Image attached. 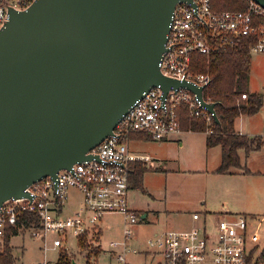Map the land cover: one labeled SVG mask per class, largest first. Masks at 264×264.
<instances>
[{
    "label": "water",
    "instance_id": "1",
    "mask_svg": "<svg viewBox=\"0 0 264 264\" xmlns=\"http://www.w3.org/2000/svg\"><path fill=\"white\" fill-rule=\"evenodd\" d=\"M178 1L34 0L9 9L0 29V204L92 158L151 86L191 90L218 122L202 86L158 66Z\"/></svg>",
    "mask_w": 264,
    "mask_h": 264
},
{
    "label": "built area",
    "instance_id": "2",
    "mask_svg": "<svg viewBox=\"0 0 264 264\" xmlns=\"http://www.w3.org/2000/svg\"><path fill=\"white\" fill-rule=\"evenodd\" d=\"M33 1L0 0V29L10 8L23 10ZM242 37L252 40L250 53L264 52V7L256 1L246 0L240 9L221 10L213 9L211 0L178 1L158 61L160 72L202 86L203 92L210 74L193 69L194 54L209 56L220 48L236 44ZM241 97L245 98L246 94L242 93ZM182 105L190 115L203 118L207 124L213 119L191 90L170 87L163 94L159 84L151 86L135 99L112 132L89 151L92 158L58 170L55 178L47 175L31 183L28 197L8 198L0 204V239L6 226L15 225L23 213L31 212L39 224L28 228L38 229L43 238L49 232L55 233L54 247L62 244L67 233L79 240L86 235L91 244L98 246L100 229L96 223L105 213H120L122 240L109 242L105 264H129L126 255L140 251L158 254L156 264H247V243L257 238L258 231L248 229L247 215L243 213L216 216L212 225L206 227L202 215L194 211L191 217L200 219L199 224L154 232L146 238L144 250L132 244L133 226L142 218L128 204L129 163L149 157L129 153L127 143L134 133L161 140L181 131L178 111ZM70 188L78 190L81 202L72 214L64 216L61 211ZM84 258L79 264H98L93 256Z\"/></svg>",
    "mask_w": 264,
    "mask_h": 264
},
{
    "label": "rangeland",
    "instance_id": "3",
    "mask_svg": "<svg viewBox=\"0 0 264 264\" xmlns=\"http://www.w3.org/2000/svg\"><path fill=\"white\" fill-rule=\"evenodd\" d=\"M245 87L249 91H256L262 100L264 99V52L250 53V68ZM179 137L181 140H178ZM140 145L148 147L149 154L162 156L159 158L166 161L164 165L166 175L157 172L155 167H149L146 164L147 169L142 178L143 187L133 186L135 191L130 193L133 204L131 206L138 215L141 209L148 214L146 219L142 218L133 226V246L138 247L139 250L147 249L145 240L155 230L187 228L199 224L201 220H205L206 227L211 226L219 206L214 180L211 174L195 172L192 171L194 170L192 168L198 164L206 168L212 164H218V148L216 150L207 149L204 146V136L201 132L180 131L171 134L165 140L143 139ZM77 191L75 188L68 191L69 196L65 205L64 216L70 215L71 213L67 211L76 206L80 195ZM263 202L264 196L261 198V203L260 200H256V203L260 205V209L257 206L258 213H264ZM193 211L202 215L201 220L191 218ZM262 215H254V219L249 220L250 229L255 226ZM259 224V236L255 242L256 245L250 240L247 243L250 252L253 254L252 261L257 255L264 252V219H261ZM96 225L100 229L97 243L102 249L108 250L110 248L109 242L112 240H122L123 217L120 213H105ZM28 229L21 228L10 239L13 254L18 264L20 262L21 264H56L61 250H65L67 257L71 261L75 260L77 264L85 260L84 256H93L98 259L101 254L100 251L98 253L89 252L95 245L87 240L86 235L80 236L79 240V237L67 233L62 244L54 247L52 239L55 233L49 232L43 238L38 229L33 231ZM80 241H84L83 243L88 245L87 248L80 245ZM2 242L0 239V249L3 246ZM90 253L91 255H89ZM158 257V254L152 251H140L126 255L129 264H156ZM107 259V253L104 251L98 264H105Z\"/></svg>",
    "mask_w": 264,
    "mask_h": 264
},
{
    "label": "trees",
    "instance_id": "4",
    "mask_svg": "<svg viewBox=\"0 0 264 264\" xmlns=\"http://www.w3.org/2000/svg\"><path fill=\"white\" fill-rule=\"evenodd\" d=\"M245 3L246 0H211V6L216 10L240 9L244 7ZM251 42L249 37H242L236 44L220 48L209 56L194 54L193 69L210 74V81L204 88L202 96L207 101L215 102L214 109L218 122L212 119L206 125L203 118L190 115L184 105L178 111L181 130L207 131L205 146H220V163L213 170L217 173L227 172L230 167H241L238 149L243 148L245 152H249L264 145V140L259 136H248L234 129V119L237 116L252 114L262 105L261 96L256 91H249L245 87L250 68L249 47ZM242 93L246 94L245 98L241 97ZM140 137L149 139L144 134H141ZM144 170L143 165L134 163L133 160L130 161L128 181L131 186L142 188L141 179ZM38 224L35 214L25 212L17 219L15 225L5 227L2 238L3 246L0 249V264H18L13 254L10 238L17 234L21 228H28L31 225L38 226ZM83 242L80 241V245L87 248L88 245ZM99 251L100 249L96 245L89 250V252L97 253ZM249 252L247 264H264V252L257 255L254 261H252L253 254ZM56 264H72L65 250L59 252Z\"/></svg>",
    "mask_w": 264,
    "mask_h": 264
},
{
    "label": "crops",
    "instance_id": "5",
    "mask_svg": "<svg viewBox=\"0 0 264 264\" xmlns=\"http://www.w3.org/2000/svg\"><path fill=\"white\" fill-rule=\"evenodd\" d=\"M234 129L237 132L246 134L248 136L257 135L261 139L264 140V99L262 100L261 107L256 112L252 114H241L237 116L234 119ZM180 132H194V131L182 130ZM201 133L204 136V146H205V138H206L207 133L206 132H201ZM140 135L141 133H134L131 135L127 143V150L131 154L147 155L149 158L147 160H144L142 158H136L133 160V162L143 165L145 170L147 169L146 164H148L149 167H155V169L158 170L157 172L166 175L165 174L166 169L164 168L166 161L161 159L162 156H158L155 154H152L153 155L152 156L151 154H149L150 153L149 148L143 145H140V142H142V140L144 139V138H141ZM161 140H165V139H161ZM178 140H181V138L179 137ZM206 148L214 149V150L218 148V152H219L218 164H212L211 166H209V168H206L205 166L198 164V166H196L195 168H192L194 169L192 171L207 172L211 174V176L213 177L214 184H215V192L218 195L217 199H219L218 200V205H219L218 212H216V216L222 217V216H225L224 214L243 213L247 215L248 223L250 219L251 220L254 219V215L263 214L260 217V220L264 219V213H258L257 206L259 207L260 205L256 203V200H260V203H261V198L264 196V145L261 146L257 150H251L249 152H245L243 148L238 149L237 152L239 155L241 167L239 168L230 167L229 170L224 173H217L213 171L216 167H218L220 163V146L214 145V146L206 147ZM164 161L165 163L162 164V162ZM145 170L143 171V173L145 172ZM142 178H143V174H142ZM141 183H142V179H141ZM132 191L134 192L135 189L129 183L128 204L131 209H133V207L131 206L132 201L130 199V193L132 194ZM68 196H69V193H68ZM67 201H68V197L61 211L63 215H64V212H66L65 205ZM80 202H81V195H79V198L76 202V206L72 207L67 212L72 214L78 208V206L80 205ZM140 211H141L140 215L145 213L144 219H146L148 215L147 212L143 211L142 209ZM259 211H262V210H259ZM260 220H258L255 226L251 229L248 224L249 230L257 229L258 231L257 238L255 240H250V241H253V244L257 241L258 236H259ZM161 231H165V230H155L154 232H161ZM154 232H152V234ZM98 247L100 249L101 254L104 251L107 253L108 250L102 249L100 245H98ZM101 254L99 255L98 259L96 258L98 263H99ZM72 264H77V262L75 260H72Z\"/></svg>",
    "mask_w": 264,
    "mask_h": 264
}]
</instances>
